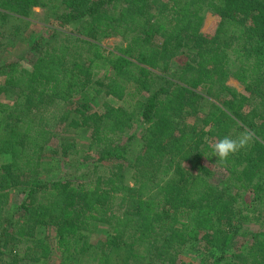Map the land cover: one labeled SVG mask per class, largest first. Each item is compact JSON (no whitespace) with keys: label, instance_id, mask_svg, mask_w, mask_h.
<instances>
[{"label":"trees","instance_id":"1","mask_svg":"<svg viewBox=\"0 0 264 264\" xmlns=\"http://www.w3.org/2000/svg\"><path fill=\"white\" fill-rule=\"evenodd\" d=\"M57 2L28 65L0 66V264H47L55 249L61 264H184L188 244L198 264H264V0H0V31ZM65 124L90 142L57 154L84 161L42 180ZM244 132L247 147L212 156Z\"/></svg>","mask_w":264,"mask_h":264},{"label":"rangeland","instance_id":"2","mask_svg":"<svg viewBox=\"0 0 264 264\" xmlns=\"http://www.w3.org/2000/svg\"><path fill=\"white\" fill-rule=\"evenodd\" d=\"M60 4L57 2L51 7L46 9L36 8L28 20H20L17 18H9V20L2 26L0 31V66L9 63H20L22 67L28 65V55L30 53L31 45L34 41L42 36H49L55 27V18L58 13H60ZM218 25V19L211 13H207L205 17L204 26L202 28L203 34L211 35L215 32ZM76 29V26H71L63 32H59L57 39L59 40L67 32H72ZM121 45V40L119 38H111L102 43L103 48L107 53L113 51L117 46ZM228 85L241 92L243 86L239 84L236 80L231 79ZM100 101H108L104 96H100ZM111 103L115 106L120 105L119 102L109 99ZM137 130L140 125L136 124ZM70 142L76 143L83 149L84 146L88 145L90 142L89 132L87 130H73L68 127V124L59 126L55 130V137L49 144L46 156V162L44 164V171L42 173V180H51L56 178L61 174V170H71L74 172L82 162L84 157L82 153H74L70 157L64 159L62 156L58 155V150L61 149L63 143ZM77 161H81L78 163ZM7 162L5 158L0 157V168ZM71 165V167H70ZM186 167H191V165L186 164ZM133 172L127 170L126 172V184L130 187L133 186L132 181ZM19 190H22L19 188ZM17 191L11 192L10 209L11 213L14 209L20 205L23 195ZM108 231L107 226H100L97 236L103 237ZM250 231V230H249ZM55 233L53 230L45 232V238L53 245ZM241 239V238H240ZM242 240V239H241ZM201 258V252L197 245L188 244L183 248L179 256V262L184 264H198ZM47 264H61V257L55 249L52 258L47 262Z\"/></svg>","mask_w":264,"mask_h":264},{"label":"clouds","instance_id":"3","mask_svg":"<svg viewBox=\"0 0 264 264\" xmlns=\"http://www.w3.org/2000/svg\"><path fill=\"white\" fill-rule=\"evenodd\" d=\"M252 140L251 133L244 132L237 138L225 135L219 142L211 145L212 156L218 158V161H225L233 154L247 147Z\"/></svg>","mask_w":264,"mask_h":264}]
</instances>
